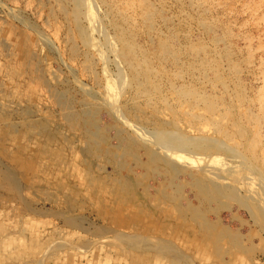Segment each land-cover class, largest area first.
<instances>
[{"label":"rangeland","instance_id":"obj_1","mask_svg":"<svg viewBox=\"0 0 264 264\" xmlns=\"http://www.w3.org/2000/svg\"><path fill=\"white\" fill-rule=\"evenodd\" d=\"M93 1L0 0V264H264V0Z\"/></svg>","mask_w":264,"mask_h":264},{"label":"bare ground","instance_id":"obj_2","mask_svg":"<svg viewBox=\"0 0 264 264\" xmlns=\"http://www.w3.org/2000/svg\"><path fill=\"white\" fill-rule=\"evenodd\" d=\"M53 1V0H52ZM67 1V0H66ZM102 1V0H101ZM166 1V0H165ZM67 3V2H66ZM72 3V2H71ZM73 3H74V8H73V18H72V21L74 22V24H75V27L77 28V30H80V34H79V36L80 37H82L81 39H83L84 41V44H87V45H89V47L91 48V46H95V45H98V46H100L101 44H100V42H98L99 40H96V39H94L92 36L95 34V32H96V34H97V36L98 37H100L101 35H103L104 36V42H106L109 46L111 45V49H115V48H113V44H112V40H110L111 39V37L109 38V36H107V35H105L106 34V32H107V30L108 29H106V31L104 32L103 31V29L100 27V25L98 24L99 22V19H98V21L96 20L97 19V17H98V8H96L97 6H95L94 4H96V2L94 3V1L93 0H73ZM101 3V2H100ZM103 3V2H102ZM105 3V2H104ZM188 3H189V1H188ZM87 4H89V7L87 6V8H88V10L87 11H85V12H83L82 10H84V7L87 5ZM97 5H99V3L97 4ZM199 5V4H198ZM243 5V4H242ZM105 6H106V4H105ZM213 6V5H212ZM249 6V5H248ZM197 7V6H196ZM100 9V8H99ZM101 10V9H100ZM103 10H105V9H103ZM146 11H147V9H146ZM80 14H82V19L80 18ZM102 14H103V12H102ZM107 14V13H106ZM150 14V13H149ZM106 16V15H105ZM148 16V15H147ZM96 18V19H95ZM99 18V17H98ZM103 18V17H102ZM105 19H106V17H104ZM148 19V18H147ZM146 19V20H147ZM85 20V21H84ZM82 21H84V22H88V26H89V30L90 31H88V30H86V34H85V29H84V26L85 25H82L83 23H82ZM48 22V21H47ZM72 22V23H73ZM109 22H110V20H109ZM68 23V22H67ZM104 23V22H103ZM110 24V23H109ZM125 24V23H124ZM68 26V25H67ZM72 26V25H71ZM107 26V25H106ZM86 27V26H85ZM110 27V26H109ZM104 28V27H103ZM88 29V28H87ZM102 29V30H101ZM70 30V29H69ZM226 30V29H225ZM102 31V32H101ZM105 34H104V33ZM162 32V31H161ZM160 32V33H161ZM168 32V31H167ZM108 33V32H107ZM84 35V36H83ZM75 36V35H74ZM85 37V38H84ZM101 38H103V37H101ZM98 39V38H97ZM68 40H70V39H68ZM110 40V41H109ZM109 41V42H108ZM175 41V40H174ZM72 44H74V42H72ZM92 44V45H91ZM81 45H82V43H81ZM87 45H86V47H87ZM91 45V46H90ZM103 46V45H102ZM95 47H97V46H95ZM114 47H116V46H114ZM98 48V47H97ZM96 48V49H97ZM93 49H95V48H93ZM99 49V48H98ZM101 49H102V47H101ZM106 49V48H105ZM103 50V49H102ZM102 50H101V53H102ZM87 52H88V50H86ZM96 51V50H95ZM104 51V50H103ZM110 52H111V50H110ZM114 52V51H113ZM112 52V53H113ZM116 52V51H115ZM163 52V51H162ZM98 53V52H97ZM91 54V53H90ZM99 54V53H98ZM103 54V53H102ZM109 54V53H108ZM92 55V54H91ZM112 55V54H111ZM114 55V54H113ZM116 55V54H115ZM104 56V55H103ZM107 54H106V59H103V61H106L107 60ZM112 57H114V56H112ZM117 56H115L112 60H113V62H114V64H115V66L116 67H120V64H119V62H118V60H117V58H116ZM101 58V57H100ZM177 58V57H176ZM98 59V58H97ZM101 60V59H100ZM102 61V60H101ZM72 62V61H71ZM111 62V61H110ZM82 66V65H81ZM87 66V65H86ZM106 66H108V65H106ZM122 66V65H121ZM90 67V66H89ZM92 67V66H91ZM115 67V68H116ZM122 68H124V67H122ZM103 69V68H102ZM109 69V68H108ZM117 69V68H116ZM101 70V69H100ZM121 70V69H120ZM105 73V72H104ZM97 74V73H96ZM116 74V73H115ZM92 75V74H91ZM105 76V75H104ZM192 77V76H191ZM109 78V77H108ZM113 81V80H112ZM125 81V80H124ZM201 81V80H200ZM206 81V80H205ZM94 82H95V80H94ZM114 82V81H113ZM110 85V84H109ZM113 86V85H112ZM103 87V86H102ZM107 87V86H106ZM130 87V86H129ZM109 88H110V86H109ZM121 89H122V87H120ZM103 89V88H102ZM124 89V88H123ZM151 89V88H150ZM173 89V88H172ZM191 90V89H190ZM110 91V90H109ZM108 91V92H109ZM113 91V90H112ZM107 92V93H108ZM119 92H120V90H119ZM200 92V91H199ZM60 93V92H59ZM121 93V92H120ZM93 94V93H92ZM93 97H94V95H92ZM101 96V95H100ZM144 96V95H143ZM173 96V95H172ZM191 96V95H190ZM63 97H64V95H63ZM96 97V96H95ZM94 97V98H95ZM58 98V97H57ZM60 98V97H59ZM105 98V97H104ZM103 98V99H104ZM60 99H62V96H61V98ZM65 99V98H64ZM101 99V98H100ZM108 99V98H107ZM205 99V98H204ZM67 100V99H66ZM114 101V100H113ZM61 102V101H60ZM63 102V101H62ZM61 102V103H62ZM107 102V101H106ZM59 103V102H58ZM197 103V102H196ZM66 104V103H65ZM103 105V104H102ZM84 107V106H83ZM230 110V109H229ZM83 112V111H82ZM188 114V113H187ZM192 114V113H191ZM203 114V113H202ZM119 115V114H118ZM228 115V114H227ZM209 117V116H208ZM123 119H124V116H123ZM126 119V118H125ZM127 123H128V120L126 121ZM167 122V121H166ZM260 123V122H259ZM130 124H132V123H130ZM129 124V125H130ZM180 124V123H179ZM69 125V124H68ZM133 125V124H132ZM149 125V124H148ZM144 126V125H143ZM140 127V126H139ZM207 127V126H206ZM85 128V127H84ZM133 128V127H132ZM172 128H174V127H172ZM135 129V128H134ZM148 129V128H147ZM175 129V128H174ZM212 129V128H211ZM144 130V129H143ZM137 131L139 132V134H144V133H142V130L141 129H139V128H137ZM215 131V130H214ZM146 134H148V132H145ZM186 133V132H185ZM239 133V132H238ZM89 134V133H88ZM135 134V133H134ZM145 135V134H144ZM170 135V134H169ZM175 135V134H174ZM148 136V135H147ZM150 136V135H149ZM159 136H162V135H159ZM187 136V135H186ZM208 136V135H207ZM141 137H143V136H141ZM184 137V136H183ZM182 137V138H183ZM198 137V136H197ZM199 138V137H198ZM210 138V137H209ZM147 139H150V138H148L147 137ZM158 139V138H157ZM160 139V138H159ZM172 139V138H171ZM175 139V138H174ZM203 139V138H202ZM161 140H162V138H161ZM189 141V140H188ZM216 141V140H215ZM171 142H172V140H171ZM191 141H189V143H190ZM157 145H158V147H165V148H167L166 147V145H169L170 144V140H169V142L168 143H166L165 142V144L164 143H158V142H155ZM176 143V142H175ZM187 143V142H186ZM206 143V142H205ZM163 144V145H162ZM191 144V143H190ZM208 144V143H207ZM238 144V143H237ZM174 145V144H173ZM173 145L171 146V145H169L168 147H170V148H172V150H173V148L174 149H177V150H173V152L171 151V153H174L175 151H177L178 152V155L177 156H180V158L181 157H183L184 159H186V158H188V157H190V155L195 159V157H194V155H192V154H187L188 153V151H186V147L185 146H181V143H180V146L178 145V148H177V145H174V147H173ZM183 145V144H182ZM187 145V144H186ZM222 145V144H221ZM156 146V145H155ZM154 145H153V147H155ZM207 146V145H206ZM214 146V145H213ZM226 146V145H225ZM165 148H163V149H165ZM169 149V148H168ZM225 149V148H224ZM229 149V148H228ZM167 150V149H166ZM230 150H232V149H230ZM167 151H169V150H167ZM170 152V151H169ZM229 152V151H228ZM231 152V151H230ZM121 153V152H120ZM189 153H190V151H189ZM232 153V152H231ZM183 154V155H182ZM193 154H195V152H193ZM163 155H165V154H163ZM233 155V154H232ZM169 156V155H168ZM197 156L198 157H203V156H200V155H198L197 154ZM89 157V156H88ZM198 157H196V159L198 158ZM233 157H235V158H237L236 156H233ZM179 158V159H180ZM205 158L206 157H203V160H205ZM208 158V157H207ZM211 158V157H210ZM219 159V158H218ZM171 160V159H170ZM187 161L186 162H190L188 159H186ZM202 160V159H201ZM223 162H224V159H221ZM234 160V159H233ZM236 160V159H235ZM184 161V160H183ZM197 161H199V159H197ZM206 161V160H205ZM207 161H208V159H207ZM209 161H211L212 162V160H209ZM244 161V160H243ZM185 162V161H184ZM214 162V161H213ZM212 162V163H213ZM216 162H218L217 161V159H216ZM242 162V161H241ZM181 163V162H180ZM196 163V162H195ZM202 163H205L204 161L202 162ZM225 163V162H224ZM243 163V162H242ZM206 164H207V162H206ZM210 164V163H209ZM216 164H218V163H216ZM216 164H213V165H216ZM223 164V163H222ZM221 164V167H219L218 168V170L217 169H215V170H211L212 171V173L211 172H208V173H211V174H213V177L215 178V179H217V180H222V179H224V180H222L224 183L226 182V183H228L229 184V182H228V180L230 179H228V177L229 176H227L226 177V175H228V173L229 172H231V173H233V169L231 168V166L232 165H230V162L229 163H227L226 165H222ZM187 165V164H186ZM193 165V164H192ZM199 165V164H198ZM202 165V164H201ZM204 165V164H203ZM212 165V164H211ZM220 165V164H219ZM229 165V166H228ZM145 166V165H144ZM217 166V165H216ZM234 166V165H233ZM232 166V167H233ZM194 167H195V165H194ZM197 167H199V166H197ZM201 167V166H200ZM192 168V167H191ZM215 168V167H214ZM214 168H212V169H214ZM252 168V167H251ZM235 169V168H234ZM200 170V169H199ZM203 170V169H202ZM220 170H222V173H220ZM224 171V172H223ZM203 172H205L204 170H203ZM207 172V171H206ZM227 173V174H226ZM246 173V172H245ZM205 174H207V173H205ZM230 174V173H229ZM210 175V174H209ZM232 175V174H231ZM246 175V174H245ZM210 177V176H209ZM231 177V176H230ZM242 177V176H241ZM244 178V177H243ZM251 178H253V177H251ZM254 179V178H253ZM261 179V178H260ZM238 180V179H237ZM215 181V180H214ZM256 181V180H255ZM257 181H259V180H257ZM222 182V183H223ZM232 182V181H231ZM216 183V182H215ZM215 183H213V184H215ZM219 183V182H218ZM225 183V184H226ZM252 183V182H251ZM255 183V182H254ZM257 183V182H256ZM225 184H223V185H225ZM238 186H239V184H238ZM213 187V186H212ZM216 187V186H215ZM244 187H246V186H244ZM243 187V188H244ZM241 188V187H240ZM251 188V187H250ZM249 188V189H250ZM198 189V188H197ZM202 189V188H201ZM234 190V189H233ZM216 192V191H215ZM222 192V191H221ZM250 194V193H249ZM213 195V194H212ZM232 195V194H231ZM206 198V197H205ZM257 199V198H256ZM261 204H263L262 202H261ZM261 210V209H260Z\"/></svg>","mask_w":264,"mask_h":264}]
</instances>
